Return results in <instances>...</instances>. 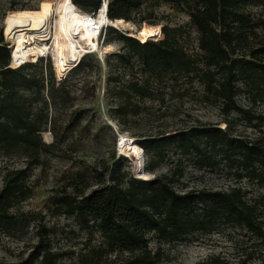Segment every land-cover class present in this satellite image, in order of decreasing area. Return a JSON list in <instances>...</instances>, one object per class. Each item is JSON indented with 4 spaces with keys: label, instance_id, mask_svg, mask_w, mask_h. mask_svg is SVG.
Masks as SVG:
<instances>
[{
    "label": "trees",
    "instance_id": "1",
    "mask_svg": "<svg viewBox=\"0 0 264 264\" xmlns=\"http://www.w3.org/2000/svg\"><path fill=\"white\" fill-rule=\"evenodd\" d=\"M106 1L110 20L130 21L144 10L139 21H151L157 8L163 4L187 11L190 15L188 25L198 33L200 50V53L192 55L179 43L184 32L183 25L166 27L164 33L159 28L156 36L152 37L151 31L149 33L145 27L142 40L137 37L140 41L136 37L121 35L131 49L114 53V56L123 66H133V61H137L140 72L146 77L143 80L133 77L122 84L119 92L123 99L114 111L119 118L128 112L138 113L139 106L133 102V97L151 98L153 81L161 83L168 76L175 83L180 77L198 80L203 86V101H222L226 112L240 109L237 104L239 82L255 101L264 102V35L257 30L264 28V0ZM72 2L81 9L84 7L82 10L90 14L97 13L104 4V0ZM251 5L260 6L259 17L248 14L247 8ZM113 29L110 27V30ZM153 37L158 39L150 40ZM0 52L3 53L0 55L3 68L0 78V151L25 160L24 166L6 171L0 189V226L10 228L17 223V216L11 208L33 195L34 187L29 181L32 166L41 164L43 154L51 152L55 144L46 143L41 135L48 115L41 109L33 112L32 102L20 93L21 89H33L40 95L44 83L36 74L27 76L22 72L38 61L11 68L8 67L10 50L0 45ZM92 54L87 53L83 58ZM83 58L70 70L75 65L72 70L84 67L86 61ZM100 60L103 64L104 60ZM110 60V57H105L104 61L109 69ZM68 75L61 80V86H64ZM50 84L53 90L55 79L52 78ZM109 88L107 79L106 94ZM246 113L249 120L259 118L264 121L263 117L250 115L249 111ZM173 138L185 155L196 156L195 162L200 166H213L215 152L221 151L228 165L236 167L238 177L245 176L264 184V137L258 140L231 139L218 126L202 125L182 129ZM166 139L165 136L150 137L141 145L135 139L134 144L137 149L148 151L149 143L157 144ZM209 149L213 152H208ZM112 157L115 158V152ZM179 166L180 176L183 169ZM127 174L126 171L113 173L105 163L94 166L90 176L83 170H77L63 184L61 192L52 197V214L72 216L79 227L88 232L85 251L78 255V264H160L165 253L161 246L157 249L151 247L152 239L170 244L189 242L204 234L224 232L229 227L241 229L253 243L264 244L261 201L249 199L248 192L242 187L234 186L225 191H177L173 186L177 177L174 174L157 175L147 180L131 176L125 186ZM34 214L40 221L45 216L42 212ZM21 215L28 220L27 215ZM37 230L39 237L36 244L28 259L20 264H57L60 253L43 237L49 236L53 228L40 225ZM96 234L100 238L99 244L93 245L92 238ZM255 254L254 249L249 251L245 248L237 254L235 261L221 254H211L197 264H249Z\"/></svg>",
    "mask_w": 264,
    "mask_h": 264
},
{
    "label": "rangeland",
    "instance_id": "2",
    "mask_svg": "<svg viewBox=\"0 0 264 264\" xmlns=\"http://www.w3.org/2000/svg\"><path fill=\"white\" fill-rule=\"evenodd\" d=\"M56 1L0 0V45H5L11 53L14 28H9L6 22L10 12L23 8H50ZM82 9L80 7V10ZM247 12L251 17L257 18L261 14V8L251 5ZM144 13L143 10L130 20L135 27L130 33L110 24L105 25L101 29L100 44L111 45V50L107 53L94 51L92 55L84 58V55L92 52L82 53L78 60L83 58L86 65L78 70H72L78 64L70 70L78 60L62 66L57 64L54 44L49 55L39 57L34 66L23 69L25 75L36 74L44 83L40 95L33 89H21L20 93L32 102L33 112L41 109L48 115L46 128L42 130L41 135L46 143L55 145L51 152L43 154V162L32 166L30 170L29 181L34 187L33 195L11 208V212L17 216L16 225L10 228L0 226V264H20L26 261L38 240L37 229L40 225L53 228L49 236L43 237L60 253L57 264H78V255L85 251L88 232L80 228L72 216L52 214L51 199L61 192L63 184L77 170H83L90 176L92 168L101 163L110 167L113 173L128 172L124 178L125 186L131 176L147 180L157 175L172 174L177 176L173 182L177 191H225L239 186L248 192L249 199H260L261 210L264 211V184L245 176L238 177L236 167L228 165L221 151L215 152L213 166H200L195 162L196 156L185 155L173 138L182 129L202 125L218 126L225 130L231 139L258 140L264 137V121L259 118L249 120L246 113L249 111L250 115L264 118V102L255 101L242 82L238 83L240 92L237 95L240 109H231L228 112L223 110L222 101H203V86L198 80L191 81L188 77H180L179 82L175 83L171 76L161 83L153 81L151 98L133 97V102L139 106L138 113L128 112L123 118H119L114 112L123 99L119 92L122 84L133 77L139 80L146 77L140 72L137 61H133V66H123L114 56V53L131 49V45L121 35H131L142 40L141 34L145 27L149 33L151 31L152 37L156 36L159 28L164 33L166 27L183 25L184 32L179 43L192 55L200 53L198 33L188 25L190 15L187 11L163 4L157 8L151 21L140 22V15ZM110 27L114 29L110 30ZM257 30L264 35V28ZM163 37L164 35L160 39ZM154 39L158 37L150 40ZM1 54L3 55L2 52ZM105 57L111 59L110 69L104 64ZM100 59L104 60L103 64ZM2 69L0 64V78ZM68 73L64 86H61V78ZM52 78L55 79L53 90L50 86ZM107 79L110 90L106 94ZM1 92L2 86L0 94ZM162 136L167 139L157 144L149 143L148 151L139 150L134 144L135 139L141 145L147 138ZM117 145L120 151L117 150ZM113 152L115 158L112 157ZM208 152L213 150L209 149ZM24 164L23 157L6 155L0 151V189L6 171L22 167ZM178 165L183 169L180 176ZM36 212L45 214L43 220L40 221L34 214ZM20 213L27 215L28 220ZM99 239L96 234L92 238V244H99ZM150 245L153 249L159 246L163 248L165 258L160 264H197L211 254H221L235 261L237 254L245 248L249 251L254 249L256 253L249 264H264V244L253 243V240H248L244 231L231 227L224 232L204 234L189 242L170 244L152 239Z\"/></svg>",
    "mask_w": 264,
    "mask_h": 264
},
{
    "label": "bare ground",
    "instance_id": "3",
    "mask_svg": "<svg viewBox=\"0 0 264 264\" xmlns=\"http://www.w3.org/2000/svg\"><path fill=\"white\" fill-rule=\"evenodd\" d=\"M107 4L104 0L95 14L80 10L71 0H57L50 8L13 10L6 20L7 26L14 28L11 66L18 67L49 55L53 44L60 66L75 63L85 52H109L111 45L99 44L104 25H113L126 33L135 27L124 19L110 20Z\"/></svg>",
    "mask_w": 264,
    "mask_h": 264
},
{
    "label": "water",
    "instance_id": "4",
    "mask_svg": "<svg viewBox=\"0 0 264 264\" xmlns=\"http://www.w3.org/2000/svg\"><path fill=\"white\" fill-rule=\"evenodd\" d=\"M105 13H106V11H105ZM107 14V13H106ZM124 20H126V19H124ZM128 36H131V35H128ZM80 61V60H79ZM79 61L76 63V64H78L79 63ZM8 67H11V68H13L12 66H11V58H10V62H9V65H8Z\"/></svg>",
    "mask_w": 264,
    "mask_h": 264
},
{
    "label": "built area",
    "instance_id": "5",
    "mask_svg": "<svg viewBox=\"0 0 264 264\" xmlns=\"http://www.w3.org/2000/svg\"><path fill=\"white\" fill-rule=\"evenodd\" d=\"M64 77H65V76H64ZM64 77H63V78H64ZM63 78H62V79H63ZM62 79H61V80H62ZM118 147H119V146L117 145V150L119 151Z\"/></svg>",
    "mask_w": 264,
    "mask_h": 264
}]
</instances>
